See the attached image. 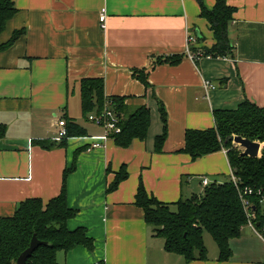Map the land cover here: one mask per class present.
<instances>
[{
	"label": "crops",
	"instance_id": "obj_1",
	"mask_svg": "<svg viewBox=\"0 0 264 264\" xmlns=\"http://www.w3.org/2000/svg\"><path fill=\"white\" fill-rule=\"evenodd\" d=\"M14 1L18 12L0 42L14 31L25 33L0 52V127L6 129L0 140V217L14 215L27 199L47 203L59 196L70 170L68 205L79 213L68 227L86 228L95 249L60 252L59 264H264L263 237L249 224L231 240L229 261H219L218 250L206 261L187 263L166 253L164 244L151 243L144 211L135 204L140 181L159 201L175 204L202 194L203 178L210 184L232 179L225 149L195 161L182 150L188 130L215 126V111L236 110L245 100L264 108V0H227L235 8L229 27L233 53L197 62L186 55L189 35L200 38L194 47L201 50L210 49L215 38L196 0ZM216 1L203 3L212 10ZM167 56L181 59L153 68L150 88L135 78V70ZM84 78H102L106 97H126L131 109L146 105L151 111L147 139L129 148L109 140L88 153L91 138L104 130L83 116ZM205 82L215 88L206 90ZM157 101L168 117L161 153L155 152V139L163 131ZM60 120L77 123L87 136L61 145L55 141ZM124 165L129 177L109 192Z\"/></svg>",
	"mask_w": 264,
	"mask_h": 264
},
{
	"label": "trees",
	"instance_id": "obj_2",
	"mask_svg": "<svg viewBox=\"0 0 264 264\" xmlns=\"http://www.w3.org/2000/svg\"><path fill=\"white\" fill-rule=\"evenodd\" d=\"M201 7V17L210 26L215 44L210 49H202L206 55L229 57L234 44L229 38V27L233 22L235 8L227 0H217L215 7L208 10L203 0H196ZM14 0H0V35L7 23L17 14ZM24 30L14 31L6 43L0 42V52L9 49L22 35ZM200 39V38H198ZM202 39V38H201ZM180 56L157 57L148 69L135 70L134 76L148 89L150 71L158 65H175ZM81 108L85 119L90 114H100L106 101H110L120 120L121 132L112 134L111 140L121 148H129L135 140L145 141L151 126V111L146 105L131 109L126 105V97H106L102 78H84L80 81ZM163 123L161 135L155 139V152L161 153L168 135V117L161 101H157ZM215 126L207 130H188L182 150L192 160L227 150L236 184L232 179L224 183L213 182L207 185L200 195L166 204L150 195L140 181L135 204L142 208L145 221L152 237L164 240V250L168 254L181 256L187 263L208 260V249L204 233L208 232L216 242L219 261H229L233 256L231 240L239 238L242 228L248 223L241 195L245 189L253 193L245 196L250 201V211L255 214L257 230L264 234V108L245 100L236 110L214 112ZM67 137H86V130L77 123L67 120ZM6 136V129L0 127V140ZM242 137L263 145L259 157H243L242 151L230 141V137ZM54 146V145H53ZM52 146V147H53ZM46 148H50L44 146ZM67 170L59 196L44 203L39 198L21 202L14 215L0 217V264H16L19 256L29 248L34 235L46 245L39 246L28 259L27 264H59L58 254L68 253L77 247L93 252L94 240L88 230L68 227L78 211L68 205ZM129 177L127 167L122 166L110 184L108 191H115ZM97 264H105L99 262Z\"/></svg>",
	"mask_w": 264,
	"mask_h": 264
},
{
	"label": "built area",
	"instance_id": "obj_3",
	"mask_svg": "<svg viewBox=\"0 0 264 264\" xmlns=\"http://www.w3.org/2000/svg\"><path fill=\"white\" fill-rule=\"evenodd\" d=\"M100 24L103 29L106 28V20H107V15L106 11L102 10L100 14ZM197 37L191 33L188 38V45L186 49V55L187 57L193 61L197 62L201 59H208V60H221V59H227L224 57H213L212 55H206L204 51L201 49L195 48L197 44ZM205 89L209 88H215V86L209 82H205L204 84ZM88 120L95 124L96 126L102 128L104 130V135L99 136V137H92V141L89 144V146L86 148V151L88 153L93 152L95 150L101 149L104 147V145L111 140V135L112 134H119L121 132V127H120V120L117 116L116 111L113 108V105L110 101H106V105L103 109V111L100 114H90L88 117ZM60 127V131L58 132V136L55 138L56 142L61 141L65 137H67V130H66V123L65 121L60 120L58 123ZM227 152V150H225ZM233 172V171H232ZM232 181L236 184V179L232 173ZM203 185L207 186L210 185V181L208 178H203L202 180ZM253 193L252 190L250 189H245L244 192L241 195V199L243 200V205L244 209L248 215V223L252 229L257 232L259 235L262 236V234L257 230L254 219H255V214L250 211L251 208V203L248 199L245 198V196H249Z\"/></svg>",
	"mask_w": 264,
	"mask_h": 264
},
{
	"label": "water",
	"instance_id": "obj_4",
	"mask_svg": "<svg viewBox=\"0 0 264 264\" xmlns=\"http://www.w3.org/2000/svg\"><path fill=\"white\" fill-rule=\"evenodd\" d=\"M230 141L234 144L239 145L244 151L242 152L243 157H259L262 146L259 142H253L242 137H230ZM46 242L40 241L36 235L33 236L32 241L28 249H26L17 259L16 264H27L28 259L33 255L35 250L41 246L46 245Z\"/></svg>",
	"mask_w": 264,
	"mask_h": 264
},
{
	"label": "rangeland",
	"instance_id": "obj_5",
	"mask_svg": "<svg viewBox=\"0 0 264 264\" xmlns=\"http://www.w3.org/2000/svg\"><path fill=\"white\" fill-rule=\"evenodd\" d=\"M236 147H238L242 152L244 151L239 145L237 144H234ZM190 198V197H189ZM262 213L264 214V204L262 206V209H261ZM263 236V240H264V234H262ZM261 239V238H260ZM261 239V240H262ZM204 242H205V246L207 247L208 249V254L209 255H212L213 253L217 252L218 251V247H217V244L216 242L213 240L212 236L208 233V232H205L204 233ZM151 243H154V245L156 246H159L160 244H164V240L163 239H160V238H155V237H152V240H151ZM264 245V244H263ZM263 256V255H262Z\"/></svg>",
	"mask_w": 264,
	"mask_h": 264
}]
</instances>
